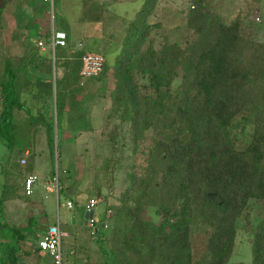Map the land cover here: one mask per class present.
<instances>
[{
  "label": "trees",
  "instance_id": "16d2710c",
  "mask_svg": "<svg viewBox=\"0 0 264 264\" xmlns=\"http://www.w3.org/2000/svg\"><path fill=\"white\" fill-rule=\"evenodd\" d=\"M246 1L249 17L257 0ZM5 6L0 4V27ZM157 6L158 0H145L127 24L111 70L112 143L126 128L135 152L148 139L149 145L142 150L146 165L131 166L119 203L107 205L105 217L112 223L98 221L93 228L103 264H236L232 258L245 241L250 258L237 264H264V218L251 222L248 212L252 203L264 207V42L249 39L241 12L228 18L213 0H191L183 41L168 35L159 40L153 33L159 23L150 21ZM62 21L67 44L55 48V76L48 51L37 53L40 34L24 44L37 57H0V136L23 151L33 148L44 129L53 177L60 132L94 129L96 94L90 86L109 70L105 61L99 75L83 81L86 51L74 47ZM152 203L158 223L144 216ZM198 227L207 234L200 244L193 242ZM13 231L15 238L24 235ZM17 241L7 246L2 264H19V255L24 257ZM86 261L101 264L87 253Z\"/></svg>",
  "mask_w": 264,
  "mask_h": 264
},
{
  "label": "rangeland",
  "instance_id": "374dc122",
  "mask_svg": "<svg viewBox=\"0 0 264 264\" xmlns=\"http://www.w3.org/2000/svg\"><path fill=\"white\" fill-rule=\"evenodd\" d=\"M93 1L55 0L57 13L55 21L52 13L49 14L51 11L49 5L47 6L44 0H0V4H5L8 7L4 13L5 17L3 15L1 21L0 51L11 53V51L25 49L26 39H31L37 34L41 35L40 39L47 41L50 37L52 21L57 28H61V20H63L62 23H69L75 34L71 36V41L77 43L74 47L84 49L86 53L102 54L105 56V61L109 67L108 76L103 80L93 81L90 86L91 91L96 94L92 101L91 111L94 129L85 133L82 132L81 135L78 134V144L70 143L69 140L62 142L59 162L55 151L56 177L52 176V180L57 186H61L62 179H64L70 184L71 190H81V193L74 197L76 200L74 207L69 209L63 206L67 201L69 192L61 193L59 204L56 192H49L45 189L37 191V196H43L47 205V211L44 214L45 219H47L46 222L54 224L60 221L62 229L67 231L68 234L63 236L62 240L64 257L67 258V254L75 250L76 264L85 263L86 253L90 254L91 261H101L103 264L96 237L92 235L94 227H89L84 222L86 209L83 203L91 198L97 199L95 216L99 222L106 221L110 225L112 220L107 221L105 217L107 205L119 203L121 194L129 184L127 173L131 166L146 165L147 155L142 150L147 152L149 145L148 139L144 143L142 142L139 147L140 150L135 152L134 141L126 128H121L118 142L112 143L110 134L115 130L116 124L115 121L107 119L111 107L110 93L115 85L111 72L115 56L121 51L125 27L142 8L145 0H98L101 1V6L96 2L93 3ZM213 1L228 18H233L241 12L246 17L243 20V27L249 39L264 42V0L256 1L254 12L249 17L246 16L248 11L246 0ZM190 3L191 0H158L157 10L150 17V21L159 23V26L153 30L154 35L159 40L168 35L172 39L183 41L189 35V30L184 24ZM6 13H9L10 16L7 17ZM93 13L98 15L99 22L92 18ZM257 16L260 20L256 19ZM25 18L26 20H24ZM45 33H48L46 35L48 38L42 37ZM45 51H48L53 62L54 55L50 47L46 48ZM248 131H252L251 126L248 127ZM18 157L19 152L12 153V173L10 175L0 174V183L5 181V176L10 177L13 184L18 183L23 175L29 171L28 166L16 162ZM36 170L40 175L45 174V171L43 172L40 168ZM44 177L42 176L43 180ZM248 212L251 222L264 218L262 205L252 203ZM144 216L155 223L161 220L154 203L147 204ZM244 218L241 219L242 224L247 223V219ZM37 220L39 221V218ZM2 221L3 218H0V223ZM36 226L38 230L33 232L37 235L43 234L46 230L38 222ZM12 233L10 227L0 229V239L3 237L6 241V244L0 243V264H2L7 245L18 246L17 238ZM206 236L204 229L195 228L193 242L200 244L206 239ZM242 240H244L243 237L240 241ZM21 249H24V245L21 246ZM249 251L246 241L239 242L231 262L236 264L247 262L250 258ZM24 258V261L28 260V256ZM51 263L53 260L50 256H46V259L44 257L43 264Z\"/></svg>",
  "mask_w": 264,
  "mask_h": 264
},
{
  "label": "crops",
  "instance_id": "0c3cea01",
  "mask_svg": "<svg viewBox=\"0 0 264 264\" xmlns=\"http://www.w3.org/2000/svg\"><path fill=\"white\" fill-rule=\"evenodd\" d=\"M94 2L98 3V5L101 6V1L94 0L93 3ZM46 5L48 6L47 3ZM7 9L8 7L5 6L4 13L7 11ZM49 14H51V11L49 12ZM3 15L5 17V14ZM6 16L9 17L10 14L6 13ZM97 16L98 15L96 13L92 14V18L97 19V21L99 22L100 20ZM24 20H26V18ZM68 26L70 29L71 36L75 35L72 29L70 28L69 23H68ZM72 43L74 45H77L75 41H72ZM45 50L46 49L41 48V50L37 53L39 55L43 53H47V51ZM18 54L20 55L27 54L28 56L32 55L34 58L38 56V54H36L35 52L25 51L24 49L18 50V51H11V53H9L8 51H5V53L3 51H0V57H2L3 55L13 56V55H18ZM54 61L55 59L53 60V62ZM54 66H55V62L53 63V72H54ZM1 110H2V104H1V91H0V112ZM21 114L24 115L23 112H21ZM57 136L58 135L56 132V142L58 141ZM60 136H61L60 138L62 139L63 143L68 140L70 143L72 142L73 144L79 143L78 137H77L78 135L73 130L64 129L60 132ZM15 151L19 152V157H18V160H16V162L21 165L28 166L29 171L23 175L22 179L18 183L15 182L13 184L12 183L13 181H11V178L8 176H5L6 177L5 181L0 183V218H3V221L0 223V229H3L4 227H10V229L13 232L12 233L13 236H15L13 229H18L19 231H21L24 234L23 237L18 238L16 236V238L17 240L18 239L20 240L19 242L20 244L24 245L23 250L26 251L24 257L28 256V260L24 261L25 264H43L44 257L45 259H46V256H50L51 259L52 257L47 252L40 250V248L38 247V240L42 236L45 235L49 226H52L57 223L48 224L46 222L47 219H45L44 214L47 211V205L44 202L43 196L41 195L37 196V193H38L37 191H43V189H45V190H48L49 192H54V193L56 192L58 196L59 204H60L61 193L69 192V194L67 195V201L72 200L73 204L75 205L76 200L74 197L75 195H79L81 193V190L80 191H78V189L71 190L70 184L67 183L64 179H62L63 182L61 183V186L60 185L57 186V184L53 182L52 180L53 158L51 154V149L47 142L46 132L44 129H39L38 132L36 133L33 148H26L23 151L19 147H15V148L8 147L5 144L4 139L0 136V174L4 173L5 175L7 174L10 175V173H12L13 167L11 163L13 161V158L11 157H12V153ZM23 158L26 159V164L21 163V160ZM39 168L43 170V172L45 171V174H42V173H41L42 175L38 174L36 169H39ZM32 173L37 174L39 179L34 184L33 193L31 195H27L25 193V179L29 174H32ZM42 176H45L44 180ZM5 190H8L7 192L10 195L6 198V200L1 202L2 197H3V192ZM89 200H86L83 203V205L85 206V209H86V205ZM63 206H66V203L63 204ZM37 218H39V221L37 220ZM37 222L40 225H42L41 227L43 229H46L44 233L41 235H37L36 233L33 232L35 230H38L37 229L38 227L36 226ZM84 222H85V219H84ZM86 225L88 226V224ZM61 228H62V224H61ZM63 231L66 233V235L68 234L66 230H63ZM28 240L30 241L27 242ZM0 243L6 244L5 238L1 237ZM73 252L71 251L70 253L67 254V259L71 261L73 264H76V261H77L76 251L73 250ZM84 264H88V262L85 261Z\"/></svg>",
  "mask_w": 264,
  "mask_h": 264
},
{
  "label": "built area",
  "instance_id": "2783aa9c",
  "mask_svg": "<svg viewBox=\"0 0 264 264\" xmlns=\"http://www.w3.org/2000/svg\"><path fill=\"white\" fill-rule=\"evenodd\" d=\"M54 1L55 0H44L45 3H47L51 9L52 17H54ZM257 20H260L259 16L256 18ZM52 27L50 31V37L47 41H44L43 39L39 40V45L43 48H49L53 52L56 47L66 46L67 44V33L60 28H57L54 25V21H52ZM82 69H81V75L83 79H87L90 77H94L99 75L104 68L105 64V58L102 54L99 53H85V55L82 58ZM22 164H26V159L23 158L21 160ZM39 177L37 174H29L25 179V193L27 195H31L33 193V187L34 184L38 181ZM51 189V188H50ZM73 201L68 200L66 202V206L68 208L73 207ZM97 205V199L92 198L88 201L86 205V210L90 211L93 210L94 214L92 218H88L87 224L90 227H95L96 222H98V219L95 216V207ZM66 233L61 228V222L59 221L57 224H54L52 226H49L47 232L44 236H42L38 240V247L40 250L47 252L51 255L53 264H73L71 261H69L67 258L64 257L63 253V247H62V240L63 236H65Z\"/></svg>",
  "mask_w": 264,
  "mask_h": 264
},
{
  "label": "water",
  "instance_id": "95a60500",
  "mask_svg": "<svg viewBox=\"0 0 264 264\" xmlns=\"http://www.w3.org/2000/svg\"><path fill=\"white\" fill-rule=\"evenodd\" d=\"M54 76H55V66H54ZM56 145H57V142H56ZM93 214H94L93 210H90V211L86 210L85 211V224H87L88 218L93 217ZM102 226H104V224ZM19 264H25L24 259L21 255H19Z\"/></svg>",
  "mask_w": 264,
  "mask_h": 264
}]
</instances>
